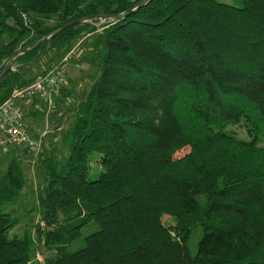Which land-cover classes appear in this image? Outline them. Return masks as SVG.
<instances>
[{
    "label": "trees",
    "instance_id": "1",
    "mask_svg": "<svg viewBox=\"0 0 264 264\" xmlns=\"http://www.w3.org/2000/svg\"><path fill=\"white\" fill-rule=\"evenodd\" d=\"M141 1L0 0V73L30 48L0 78V104L45 51L101 33L97 76L61 128L67 155L41 160L43 264H264V0ZM99 14L121 15L34 45ZM18 145H0V264H34L31 232L10 235L3 207L25 184Z\"/></svg>",
    "mask_w": 264,
    "mask_h": 264
},
{
    "label": "rangeland",
    "instance_id": "2",
    "mask_svg": "<svg viewBox=\"0 0 264 264\" xmlns=\"http://www.w3.org/2000/svg\"><path fill=\"white\" fill-rule=\"evenodd\" d=\"M226 2L230 3L233 1L226 0ZM83 34L84 33L71 42L69 48L74 49L75 52L70 55L71 57L67 61H62V53L64 52V54H66L68 52L66 51L67 46H62L55 51H45L42 57L28 69L29 76H32L31 73L34 71H45L51 64L58 66L64 71L63 85H65L66 92L61 93L57 98L55 97L56 99L52 100L54 104L56 101L60 105V111L65 110L63 113L67 114V118L64 122V129L70 126L74 118V116L68 114V112H74L76 102L79 101L83 94L90 88L98 73L97 61L93 57V51L98 47L101 33L98 30H94L90 34ZM48 107L49 104L47 103L44 107H41L43 108L42 116L36 120V124L34 123L35 128L38 126V130L40 129L41 131H36V135H32L30 133L31 130H28L30 137L34 139L41 137V135L45 133L43 146L38 151H36V149L28 150L26 155L22 154L19 156L22 162L25 184L20 194L15 199L3 205L5 209H14V216L18 219V223L11 229L10 235H20L26 231L31 232V236L34 238L32 257L34 264H43L44 257L49 253L43 245L37 241L35 237L37 235L34 231L37 224H41L42 215V207L38 202V191L44 183L41 160L51 152L54 153L57 158H62V160H64L69 146V142H66L64 138V129L56 128V125L62 121V115L60 117L57 115L59 109H49ZM47 109L48 119L46 120L44 116H47L45 113ZM22 112H24V109H22ZM25 122L23 118L24 127L27 130ZM238 138L246 137L239 132ZM5 148H7V146H5ZM3 149L4 148L0 147V153L1 151L6 152V150ZM188 149V147L182 148L176 152L175 156L178 157L185 154ZM5 165L6 162L3 161L2 155L0 154V171L5 168ZM164 217L165 221H170L168 216L165 215ZM95 228H97V223L92 220L82 228L80 237L73 240L67 246L68 249L72 251L82 246L84 237ZM199 234L200 229L194 228L188 241V247L191 253L195 251Z\"/></svg>",
    "mask_w": 264,
    "mask_h": 264
},
{
    "label": "built area",
    "instance_id": "3",
    "mask_svg": "<svg viewBox=\"0 0 264 264\" xmlns=\"http://www.w3.org/2000/svg\"><path fill=\"white\" fill-rule=\"evenodd\" d=\"M74 53L70 49L62 61H67ZM64 81V71L58 66H52L35 75L33 81L20 88H15L11 95L0 104V145L25 144L30 150L38 151L44 138H30L23 123V112L21 102L33 97L47 98L49 109L54 107L53 97L58 93L59 87Z\"/></svg>",
    "mask_w": 264,
    "mask_h": 264
},
{
    "label": "crops",
    "instance_id": "4",
    "mask_svg": "<svg viewBox=\"0 0 264 264\" xmlns=\"http://www.w3.org/2000/svg\"><path fill=\"white\" fill-rule=\"evenodd\" d=\"M99 31V30H98ZM89 36V35H88ZM83 39V38H82ZM54 65H49L48 68L52 67ZM34 75H36L37 71H34L32 72ZM66 92V88H65V85H61L59 87V90H58V93H56L53 97V99H56L61 93H65ZM56 97V98H55ZM46 103L48 104V99L47 98H40V97H33L32 99H29V100H25V101H22L21 102V106L22 108L21 109H24V112H23V118H24V121L25 124H26V132L28 133V130H31V134L32 135H36V131H41L40 129L38 130V126L35 128V125L34 123L36 124L37 121L39 119V117H41L42 115V111H43V108H41L42 106L44 107L46 105ZM60 105L55 101V105L52 109H59ZM48 109L46 110V114L47 116H44V118H46V120L48 119ZM63 111L65 110H61L59 109V111L57 112V115H59V117L62 115V123L60 124V126H58L57 129H61V128H64V122L67 118V114L63 113ZM68 114H72V112H68ZM36 118V119H35ZM48 122V121H47ZM58 125V124H57ZM56 125V126H57ZM30 133H28L29 137H30ZM43 138L45 136V133L43 135H41ZM31 138V137H30ZM25 144H21V145H18L17 147V152H16V155H18V157L20 155H26L27 153L25 152ZM45 147V146H44ZM4 148L3 150H5L6 148L5 147H2ZM9 153V149L5 152V151H2V153H0L1 155L3 154L6 155Z\"/></svg>",
    "mask_w": 264,
    "mask_h": 264
},
{
    "label": "water",
    "instance_id": "5",
    "mask_svg": "<svg viewBox=\"0 0 264 264\" xmlns=\"http://www.w3.org/2000/svg\"><path fill=\"white\" fill-rule=\"evenodd\" d=\"M142 2H144V0H142L139 4H141ZM138 4V5H139ZM122 14V13H121ZM121 14H117V15H110V14H99V15H91V16H88V17H83V18H78V19H75V20H72V21H68V23H66L65 25H63L62 27H60L59 29H56L54 30L52 33H50L49 35H46V36H43L40 40L37 41L36 44H34L35 46H37L41 41L45 40V39H49L51 37V35L55 34L56 32L62 30L63 28L65 27H69V25H73V24H77V23H80V22H83V21H87V20H90V19H99V20H104V19H113V18H116V17H119V15ZM30 48H24L22 50H20L19 52L15 53L7 62H6V65H5V68L4 70L2 71V73H0V78L4 75H6L7 73H9L10 71L14 70L13 68V59L14 57L19 54V53H22L24 51H27L29 50Z\"/></svg>",
    "mask_w": 264,
    "mask_h": 264
}]
</instances>
